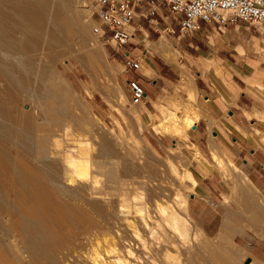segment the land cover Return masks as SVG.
Returning a JSON list of instances; mask_svg holds the SVG:
<instances>
[{
    "label": "rangeland",
    "instance_id": "374dc122",
    "mask_svg": "<svg viewBox=\"0 0 264 264\" xmlns=\"http://www.w3.org/2000/svg\"><path fill=\"white\" fill-rule=\"evenodd\" d=\"M37 2L47 9V18L60 16L72 25L74 36L58 31L62 44L8 57L22 72L26 68L21 60L32 57L35 63L33 90L22 95L19 108L48 129L40 135H49V152L58 153L53 158L49 154L46 160L57 164L56 190L61 192V186L66 187V193L74 190V207L90 209V220L76 221L68 212L65 225L55 224L51 234L59 247L53 251L56 261L45 264H264L252 257L250 246L236 238L234 231L210 234L189 212V198L198 186L188 148L193 146L188 143V131L198 118L193 109L197 111L195 96L188 88L191 79L180 77V86L188 94L168 93L161 100L148 97L134 104L125 79L132 71L125 68L124 48L117 50L116 45L104 43L95 32L93 0ZM52 27L51 21L48 28ZM152 45L167 60H177L174 40L164 35ZM43 90L58 100V120L42 115L38 98ZM171 99L177 100L173 111L166 107ZM189 103L194 119L184 108ZM19 115L12 112L18 128L25 129ZM56 122L57 132H48L56 128ZM81 149L89 155V170L70 185L62 177L64 163L70 154L78 157ZM221 168L228 183L234 185L238 168L225 164ZM12 187L5 185L6 194H16ZM88 202L98 204L102 212ZM8 240L19 251L25 250L20 240L12 236Z\"/></svg>",
    "mask_w": 264,
    "mask_h": 264
},
{
    "label": "crops",
    "instance_id": "0c3cea01",
    "mask_svg": "<svg viewBox=\"0 0 264 264\" xmlns=\"http://www.w3.org/2000/svg\"><path fill=\"white\" fill-rule=\"evenodd\" d=\"M134 26L132 42L120 47L123 59L127 50L147 51L141 67L125 79L138 77L146 99L188 94L180 77L191 79L188 88L198 113L188 131L193 146L187 145L198 183L189 198L191 216L210 234L234 231L250 246L252 257L264 263V28L238 21L219 29L215 22L202 20L199 28L183 35L165 11L153 21L137 16ZM164 35L177 45L176 61L152 45ZM176 101L171 99L166 107L173 111ZM184 108L194 119L191 103ZM221 164L238 168L234 185L225 179Z\"/></svg>",
    "mask_w": 264,
    "mask_h": 264
},
{
    "label": "bare ground",
    "instance_id": "6f19581e",
    "mask_svg": "<svg viewBox=\"0 0 264 264\" xmlns=\"http://www.w3.org/2000/svg\"><path fill=\"white\" fill-rule=\"evenodd\" d=\"M45 11L37 0H0L1 264H37L38 262L45 264L47 260L56 261L53 251H57L59 247L51 234L55 224L65 225L68 212L76 217L75 220H90V209L74 207L72 202L76 198L73 196L74 190L72 193H66V187L61 186V192L54 187L55 182L58 181L57 164L48 163L47 159L49 154L53 158L58 156V153L49 152L50 149L47 146L49 135H40L48 130L44 122L38 123L33 116L20 111L21 97H24L22 95H27L25 93L31 92L32 89L31 81L35 73L33 58L21 60L25 61L22 64H25V72L20 71L16 63L8 58L17 54H32L40 48H47L53 44H62V40L57 35L58 31L74 36L72 25L63 22L60 16L47 18ZM51 21L53 27L49 29L48 24ZM42 73L45 76L46 69H43ZM41 90L42 88L39 91ZM39 95L40 105L38 106L42 108V115L45 118L58 120L60 109L55 96L44 90ZM12 112L21 115L26 124L25 129L18 128L19 122L12 118ZM47 121L48 119L46 123ZM58 125L56 122L54 125L56 128L49 129L48 132H57ZM88 159V153L82 149L78 157L69 155L67 162L64 163L62 175L68 184L74 185L78 179L81 180L80 177L85 171V174L88 173ZM8 183L12 184V189L16 193L13 196L6 194L8 191L5 185ZM89 204L97 212H102L98 204ZM92 222L91 224L94 223ZM8 236L20 240L25 250L19 251L10 242L11 240H8Z\"/></svg>",
    "mask_w": 264,
    "mask_h": 264
},
{
    "label": "built area",
    "instance_id": "2783aa9c",
    "mask_svg": "<svg viewBox=\"0 0 264 264\" xmlns=\"http://www.w3.org/2000/svg\"><path fill=\"white\" fill-rule=\"evenodd\" d=\"M93 4L95 32L104 43L119 48L132 42L137 16L153 21L164 11L177 22L183 35L199 28L202 20L215 22L219 29L238 21L264 27V0H93ZM145 51L127 50L125 68L139 69ZM127 83L131 102L141 103L147 95L143 82L131 77Z\"/></svg>",
    "mask_w": 264,
    "mask_h": 264
},
{
    "label": "water",
    "instance_id": "95a60500",
    "mask_svg": "<svg viewBox=\"0 0 264 264\" xmlns=\"http://www.w3.org/2000/svg\"><path fill=\"white\" fill-rule=\"evenodd\" d=\"M250 260H251V259H250V258H248V259H247V263H248V262H250Z\"/></svg>",
    "mask_w": 264,
    "mask_h": 264
}]
</instances>
